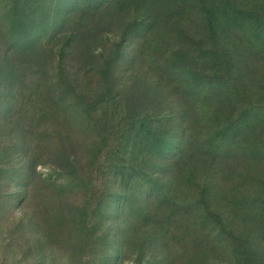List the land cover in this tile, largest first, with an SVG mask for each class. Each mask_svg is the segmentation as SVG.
Masks as SVG:
<instances>
[{
    "label": "rangeland",
    "instance_id": "obj_1",
    "mask_svg": "<svg viewBox=\"0 0 264 264\" xmlns=\"http://www.w3.org/2000/svg\"><path fill=\"white\" fill-rule=\"evenodd\" d=\"M6 2L26 5L14 14H5L2 10ZM74 2L0 0L3 46L6 44L3 33L21 35L23 44L29 48L37 35L45 36L54 16L60 14L67 21L55 33L61 38V48L51 60L54 77L47 85L53 105L48 117L50 158L48 155L49 160L37 166V173L29 166L30 135L24 128L27 122L30 124L41 116L34 119L32 114L18 108L3 109L11 93L9 89L3 90L5 84L0 77V264H167L164 257L171 259L169 264H264V221L260 219L237 223L240 240L246 239L247 234L253 238L250 248L228 238L230 248L226 252L212 253L213 244L205 248L200 238L194 257L181 255L180 247L191 246L172 233L174 228L170 233L167 226L164 230L156 227L151 230L132 225L135 211L159 206L156 200L165 191V174L177 167V159H170L172 149L179 147L174 151L178 158L190 141L201 146L213 132L209 126L198 125L209 120L203 118L202 111L189 109L194 100L178 102L181 92L169 84L183 81L185 87L189 85L187 90L181 88L189 95L195 94L200 105L203 101L200 89L205 88L203 79L207 75L196 62L195 67L192 62L190 66L201 73L169 64L166 56L174 46L169 41L175 40L171 34L144 31L141 27L124 34L134 20L124 22L119 14L127 17L128 13L122 10L117 14L111 9L115 0H77L80 5L73 16L64 18L68 14L62 7ZM98 6L101 7L95 18L101 19L105 42L90 52L83 39L77 49L68 52L65 44L75 37V27L84 24V9ZM5 20L11 26H6ZM45 58L46 55L41 56V60ZM210 73L207 81L216 79L217 73ZM259 74L264 81V66L259 68ZM38 81L34 76L25 82V97L38 94L45 98L47 89H39ZM179 105L185 109L181 111ZM242 106L261 107L264 100H251V104ZM135 114L146 117L154 131L150 136L141 134L142 140L135 135L128 137L130 119ZM32 131L37 136L34 126ZM185 155L184 152L182 158ZM159 169L162 176L156 173ZM241 191L251 199L264 196L263 186L256 183L245 185ZM252 225L260 229L248 231ZM147 231L165 237V248L154 253L148 251Z\"/></svg>",
    "mask_w": 264,
    "mask_h": 264
},
{
    "label": "trees",
    "instance_id": "obj_2",
    "mask_svg": "<svg viewBox=\"0 0 264 264\" xmlns=\"http://www.w3.org/2000/svg\"><path fill=\"white\" fill-rule=\"evenodd\" d=\"M25 5L22 3L15 6L14 3L6 2L2 11L14 14ZM79 5L77 0L64 5L61 10L68 14L64 18L73 16ZM101 6L84 9V24L75 27V37L65 44L68 52L77 49L83 39L90 52L103 45L104 28H101V19L95 18ZM111 9L117 14L126 11L127 17L119 14L124 22L134 20L127 26L128 30L124 29V34L141 27L144 31H161L175 36V40L171 38L169 41L174 45L166 56L169 64L195 71V64L200 65L201 72L207 75L203 79L205 88L200 89L203 93L200 105L195 94L189 95L181 88L187 90L189 85L185 87L183 81L169 84L174 89L176 86L179 88L181 97L178 102L185 103L193 99L189 109L202 111L205 115L203 118L209 120L208 123L198 122V125L209 126L213 130L208 141L201 146L187 140L190 142L183 148V152L178 153V158L174 151L179 147L172 149L170 159H177V167L175 171L165 174V191L156 200L159 206L156 209L144 207L135 211L132 225L135 228L151 227V230L155 227L164 230L165 226L169 231L174 228L172 233L178 234L180 239L191 246H179L182 249L181 255L186 256H196L195 244L200 238L204 240L205 248L213 244L212 253L226 252L234 238L242 247L250 248L253 238L250 239L247 234L246 239L240 240L237 223L247 222L248 219L264 221V196L263 199H251L241 191L245 185L254 183L264 188V106L245 108L242 105L251 104V100H264V81L259 74V68L264 66V0H115ZM87 17L91 18L87 20ZM0 18L3 20L4 16L0 15ZM53 18L52 26L45 29V36L43 33L37 35L30 41L29 48H26L28 44H23L19 37L21 35L9 32L3 33L2 38L6 44L0 45V77L5 84L3 90L9 89L11 93L3 109L16 111L18 108L20 112L32 114L34 119L41 116L30 124L27 122L24 128V132L30 135V143L34 144L29 143L31 155L27 152L32 158L29 166L34 173H37L40 163H46L50 158L48 130L51 124L48 117L53 105L47 85L49 79L54 77L51 60L61 48V38L55 33L67 24L66 20L60 18V14ZM8 24L5 20V25ZM14 24H17L16 21ZM42 55H46L43 60ZM100 55L103 57L104 54ZM191 62L194 67L190 66ZM211 71L217 73L214 76L216 79L207 81V78H211ZM224 71V74L221 73ZM34 76L39 79L38 88L47 89L45 98H40L38 94L37 97L24 96L23 92L27 88L25 82L31 81ZM27 98L31 99L27 101ZM98 108L97 105L95 109ZM179 109L182 111L185 108L179 105ZM135 115L130 119L128 137L135 135V138L142 140L141 134L150 136L154 133L146 117ZM220 124H224L223 128L219 127ZM33 126L37 136L33 135ZM184 152L186 155L182 158ZM163 158L167 159L165 156ZM156 173L162 176V169ZM258 177L261 179H256ZM45 180L52 181L49 178ZM249 180L251 182L246 184ZM151 189H156L153 184ZM258 229V226L252 225L248 231L255 232ZM147 233L148 251L154 253L165 248V237L163 239L154 231ZM228 238L232 239L228 242ZM164 258L165 263L171 262L170 258Z\"/></svg>",
    "mask_w": 264,
    "mask_h": 264
}]
</instances>
